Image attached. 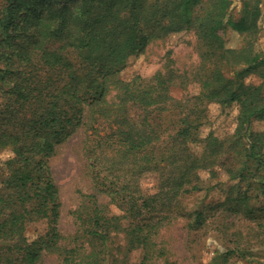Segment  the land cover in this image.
I'll return each instance as SVG.
<instances>
[{
    "label": "trees",
    "instance_id": "trees-1",
    "mask_svg": "<svg viewBox=\"0 0 264 264\" xmlns=\"http://www.w3.org/2000/svg\"><path fill=\"white\" fill-rule=\"evenodd\" d=\"M261 3L245 1L236 21L234 0H78L75 7L67 0H5L0 156L9 151L12 157L0 160V264H43L52 254L60 264H108L98 244L107 248L122 231L130 250H145L142 264H152L164 254L156 238L178 220L180 198L202 188L203 172L216 178L224 170L241 183L251 180L246 171L252 164L264 170V130L253 131L255 121L264 122V54L250 40L242 49L227 48L221 36L227 27L258 32ZM182 33L197 39L199 60L190 75L123 78L132 58ZM177 79L199 91L177 99L171 90ZM211 104L237 107L232 135L204 133ZM81 130L96 190L129 224L123 228L119 218H108L95 193L84 195L74 213L79 231L64 243L50 161ZM229 144L241 153L234 163L225 158ZM148 177L155 180L153 191L141 186ZM255 189L256 196L228 198L223 205L236 217L262 221L264 178ZM180 217L190 228L205 220L202 212ZM32 218L46 221L47 232L30 241Z\"/></svg>",
    "mask_w": 264,
    "mask_h": 264
},
{
    "label": "rangeland",
    "instance_id": "rangeland-1",
    "mask_svg": "<svg viewBox=\"0 0 264 264\" xmlns=\"http://www.w3.org/2000/svg\"><path fill=\"white\" fill-rule=\"evenodd\" d=\"M4 1L0 0V7L4 5ZM245 1L249 0H234L232 15L236 21L243 15ZM74 2L75 0H67L68 5L72 7L76 6ZM261 10L258 32L247 35L239 33L232 27H227L221 32L227 48L242 49L250 40L254 51L264 54V0L261 3ZM26 13L21 14L20 24H23L22 19L26 17ZM196 46L197 39L194 34L173 35L166 42L150 47L146 54L132 58L123 72V78L129 81L140 76L145 82H150L159 72L165 76L190 75L199 60ZM255 80L257 79L254 78L253 81ZM182 81L180 79L178 82L177 79L176 85L171 87L172 94L177 99L199 91L196 84H190L185 88V85L181 84ZM256 83L259 84L260 81ZM237 115L236 106L223 108L216 104L209 105V121L204 127V133L213 132L223 138L232 135ZM263 130L264 122L255 121L253 131ZM84 137L85 132L82 130L75 134L50 161L53 177L60 189L62 208L59 229L65 238L64 243H71L79 231L74 213L83 203L84 195L95 193L108 218H119V224L123 228L129 224L128 220L123 218L124 212L111 203L107 195L96 190L82 152ZM226 151L228 153L225 158L232 163L241 156L235 144H229ZM11 157L12 154L6 151L1 154L0 160L5 162ZM246 173H250L251 180L238 183L231 182L224 170H220L216 178L208 172H203L202 188L196 192L186 193L180 198L182 204L180 215L202 212L205 215L203 225L190 228L188 219L179 215L178 220L166 226L156 238V250L157 252L161 250L164 254L156 256L152 264H264V219L261 221L245 216L236 217L230 206L223 205L228 198L241 199L245 195L251 197L257 195L255 186L264 178V170L257 171V166L252 164V168L249 167ZM141 186L143 190L150 188L153 191L154 178L143 179ZM260 201L264 204V197ZM46 232L47 222L32 218L27 225L26 237L31 241ZM83 242L86 243V240ZM98 247L99 251L107 254L108 264H142L144 260L145 250L143 248L130 250L128 237L123 231L111 236L107 248L100 244ZM43 264H60V259L56 254L48 255Z\"/></svg>",
    "mask_w": 264,
    "mask_h": 264
}]
</instances>
